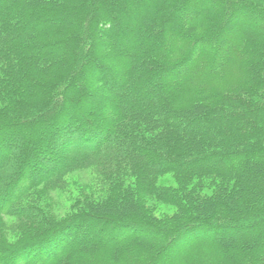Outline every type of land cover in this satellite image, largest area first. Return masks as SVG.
<instances>
[{
    "label": "trees",
    "instance_id": "1",
    "mask_svg": "<svg viewBox=\"0 0 264 264\" xmlns=\"http://www.w3.org/2000/svg\"><path fill=\"white\" fill-rule=\"evenodd\" d=\"M78 170L108 197L50 219L34 195ZM0 193V264H264V0H0Z\"/></svg>",
    "mask_w": 264,
    "mask_h": 264
},
{
    "label": "rangeland",
    "instance_id": "2",
    "mask_svg": "<svg viewBox=\"0 0 264 264\" xmlns=\"http://www.w3.org/2000/svg\"><path fill=\"white\" fill-rule=\"evenodd\" d=\"M221 78L212 81H202L200 84L210 86L216 90H227L234 85H242L247 77L240 69L231 70L227 72ZM193 83V82H192ZM6 175V173H2ZM9 174V173H7ZM66 189L59 191L57 189H48L46 192H42L40 195H34L36 203H39L47 212L50 219H62L72 213L74 203L77 198L83 196L88 200H105L110 192L108 186L101 185L102 181L96 171L93 170H78L65 178ZM2 183V182H1ZM160 184L164 186L176 187L175 180L171 176H164L160 179ZM1 194V193H0ZM33 199V198H32ZM145 203L155 208V214L160 217H170L174 213V209L157 204L151 199H145ZM28 204L24 199L15 201L11 206V209L17 210L22 206ZM12 218H9L11 220ZM97 246V245H96ZM184 248L177 256V260H186V250ZM190 251L200 250L199 253H195L197 256L206 257L215 256V251L211 246L198 243L192 245L189 248ZM188 250V251H189ZM118 252L109 250L108 248L99 246L93 252L90 249L73 251L70 258L71 264H149L154 259L153 251L148 250L146 245H135L131 242H126L122 245ZM217 252V251H216ZM207 257V258H210Z\"/></svg>",
    "mask_w": 264,
    "mask_h": 264
}]
</instances>
